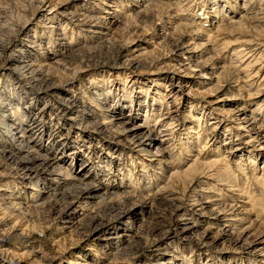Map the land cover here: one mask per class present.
Listing matches in <instances>:
<instances>
[{"label": "bare ground", "instance_id": "1", "mask_svg": "<svg viewBox=\"0 0 264 264\" xmlns=\"http://www.w3.org/2000/svg\"><path fill=\"white\" fill-rule=\"evenodd\" d=\"M7 1L0 0V15L7 13ZM30 1L31 15L27 14V9L30 8H27L26 5L20 8V14L24 16V20L17 19L18 21H15L12 27L8 26V30H5L8 34L7 37L0 34V158L5 160L9 166H4V169H9L8 171L0 170V264H14L16 260H24L34 252L37 261L33 260L31 264H49L59 260V264H61L68 249L67 245L58 243L55 247L50 246V248L45 249L43 248V235L48 232L50 227L55 228L56 232L62 233L65 231L63 229L71 228L76 222H81L85 218H90L93 223H90L92 228L89 231L92 232L89 236L93 238V241L99 240L98 242H102L103 245L101 251L100 249L93 251L102 252L106 255V259H111V263L113 259L118 257L120 260L121 258L125 260L124 257L128 254V245L133 244L134 239L138 236V232L134 230L133 226L128 227L131 222L130 219L138 215L136 206L133 205L134 207L132 206L127 212L119 213V215L104 221L97 220L95 223L94 220L99 214L93 215L89 211L101 202L102 204L105 203L106 198L110 195L116 194L111 188L109 189L112 178L113 180H117V178L124 180L127 173H116L117 177L115 174H106L105 168L107 166L102 165V168L91 164L90 157L87 159L85 149H83L85 146L90 149L93 147L95 152L98 147L102 149L105 147L108 150L107 157L110 155L111 158H114L113 163L115 164H117L120 156L126 155L133 162V169H128V173L138 169L137 173L141 178L142 176H149L152 177V180L153 178L160 181L165 178L168 180L161 182L163 184L160 183L164 190L160 197L176 205L177 223L175 224L180 226L178 227L180 230L170 232V235L165 236V240L169 241L167 242L168 245L170 242L176 241L178 236L183 240H192L202 235L203 243L207 242L210 237L214 244L223 246L229 244L230 249L227 248V251L233 253L231 254L233 257L238 255L242 264L245 260L249 264H264V229L260 224L257 225V221L254 222L255 219L251 221L247 219V213H250L251 208L249 209L250 203L244 197L240 205H232L228 209L230 212H226L222 211L225 209V205L223 209L219 207L221 202L217 199L218 197L209 194H201L199 198H182V200L176 196L178 193L176 186H181L183 189L185 188L184 192H189L198 183L207 185L212 181L209 179L211 177L212 179L217 177L218 181L224 184L229 175L225 171L227 177H224L222 165L224 161L228 160L230 154L236 159V166L241 164L240 161L245 158L247 162L256 164L261 153L256 154L247 144L258 143L264 150V117H260L264 113V32L263 34L257 33L261 28L264 29V8L260 7V9L251 11L255 9L254 5L257 0H244L239 11H236V7L239 5L238 0H225L226 5H221L220 10L217 11L219 13L214 14L217 18L222 17V24L216 26L215 33L204 30L201 25L205 23L204 19H202L203 22L199 23V17L201 14L207 13L209 2H217V0L171 1L176 8L174 10L175 8L169 5V11H171L167 14V19L168 23H171L168 27L171 28V31L169 33L162 31L160 38L166 36L172 38L176 35V38L173 37L175 40L174 50L183 59V62L187 63L180 64L181 70L169 69L170 66L168 69L166 67L167 73L161 78L152 80L151 88L148 90L146 89L149 85H143L137 80H134L130 87L125 75L120 78L119 84H116L111 77H100L102 74L90 78L87 74L80 75L88 70H85V66L82 69L74 66V63L78 62V55L81 56L82 54L80 59H86V57L90 59V57H95L102 48L104 50V47L107 46L105 45L106 42H110L109 45H111L112 37L108 36L102 44L100 43L101 46L99 45V47L101 48L99 49H92L96 48L94 45L82 47V51L83 49L86 51L83 53L79 52L81 47L72 50L74 36L78 35L81 29L67 15H71L73 18L84 16V19L81 18L84 21L83 24L92 26L94 19L92 20L91 16L88 20L91 19L92 21H85L88 16L86 12L90 8L84 7V5L88 6L90 0H85L84 5L79 3L80 0H71V3H75L77 8L73 5L74 9L71 8L68 13L67 10L62 11L64 5H62L61 0ZM153 1L155 0H100L99 2L105 13L102 18L112 21L113 24V22H121L119 16L127 7H132V9L126 12V18H134L138 15L146 17L147 13L151 11ZM133 2L137 5L132 4ZM92 4L101 9L98 4L93 2ZM198 4L204 11L200 15L199 12L194 15L193 9L197 10ZM229 4L232 5L231 10L240 12V16L231 17L228 12H225V16H223L224 12L221 11H228ZM79 7L86 11H78ZM133 8H138V10L134 12ZM178 10L180 12H177ZM79 18L75 20L79 21ZM35 19H38L39 24H34ZM68 19L72 23L69 21L67 23ZM224 21L227 22L224 23ZM94 24L98 26L96 21ZM234 28L238 29L236 34H240V37H236L235 40L220 42L223 34L234 36ZM100 32L98 34L103 36L110 35L107 32ZM57 34H63L64 37L69 36L70 44H67L68 42L56 43L53 37ZM202 35V43L196 42L195 40H200ZM188 36L191 39L186 40ZM64 37H59V39H64ZM84 38L89 41V35ZM130 42L129 44L125 42L121 47H118L119 52L127 48L128 51L135 54L131 59L135 64L144 66L153 64L154 57H150L151 52L146 47L138 49L133 47V49ZM117 46L119 45L117 44ZM54 47H58V49L55 50ZM63 49L70 53L64 54ZM77 50L78 53H76ZM175 52L173 51L174 54ZM204 54L210 55L200 60ZM230 54L231 61L227 63L226 57ZM86 61L89 60L86 59ZM209 61H212V64H208ZM235 61H240V63L236 65L234 64ZM72 66L74 67L72 68ZM232 67H236L235 70L232 71ZM193 70L198 71L196 74H199L201 80L192 81V83L203 86L208 81L213 86L204 92L194 89L191 83H188L189 80L186 76V74L193 73ZM135 84L141 85L136 86ZM162 86H166L167 89L163 90ZM138 89L139 91H137ZM216 90L217 93L220 90H235L230 96L231 99L233 98L232 100L243 99V92H247L251 97H256L257 100L253 99L254 105H252V101L240 102L237 100V105L231 109H221L220 113H225V116L222 114L210 116L208 113L211 111L207 113L208 107L205 106V103H211L208 96H212ZM119 92H122V97L119 96ZM133 93L141 94L145 98L141 99L142 97L138 96L140 101L138 111L141 109L146 111L145 119L140 121L137 117L139 112L125 113V107L129 105L130 101H132L133 110H136L134 109L135 102L132 100ZM120 98H122L121 101ZM187 103L190 107L187 115L191 118H188L182 111L183 106ZM196 103H199L200 110L202 109L198 114H196L199 110L195 108ZM166 105L168 106L167 110L163 108ZM155 113H158V117H154L157 116L154 115ZM211 114L213 115V113ZM153 118L156 120L154 121ZM209 119L211 120L209 121ZM89 125H94L95 130L89 131ZM4 127L9 129L8 133L3 132ZM242 130H246L248 134L244 135ZM225 131L227 132L223 133ZM73 132L75 137L69 135ZM92 134L96 136L92 137ZM100 134L112 137L113 141L108 143L110 139L101 137ZM44 139H48L47 142L43 143ZM203 140H205V144L203 143L201 146ZM213 143L226 146L228 148L225 151L226 154L224 155L220 151V147H217V150H213L214 153L210 152L209 156L203 158ZM152 144H154L155 150L151 149ZM124 148L130 149L125 155L123 154ZM133 151L137 152L138 156L132 155ZM218 151L219 154H215ZM143 152L145 154H142ZM177 153L179 156L180 153L185 156L183 160L189 161V165L183 167L184 169L175 164ZM141 155L148 157L144 158ZM66 158L70 160L69 163L64 164ZM118 164H120L119 161ZM167 167H170L171 170L169 174H164ZM240 167L243 169L242 166ZM119 170L123 169L120 168ZM230 172L233 174L232 171ZM233 175L230 174V176ZM205 177L206 179H204ZM231 178L229 177L230 182ZM256 178L258 181H262L264 187V176ZM147 187L142 189L146 190ZM205 189L203 186L201 190L207 191ZM229 190L230 192H238L236 189ZM243 191L246 190L243 189ZM125 192L130 193L128 190ZM126 194L122 193L121 195L125 196ZM239 194L240 192L236 195ZM185 200H189L188 205ZM62 201L63 204H61ZM25 206L27 209L30 207L43 211L48 209L47 211L53 214V217L47 219L49 222H47L46 227H37L36 223L32 221V224L30 221V223L22 224V227L18 228L19 220L22 218L20 215L23 214V211L20 210ZM257 209L256 212L258 213ZM132 210L133 212H131ZM16 211L19 212L16 213ZM12 215L14 217H11L13 218L11 222H7V217ZM247 221H250L248 225H246ZM206 222H210L208 223L210 225L201 233L200 226ZM253 222L254 225L256 223L255 227H259L255 229ZM65 224H70V226ZM116 230L120 232L118 233ZM215 230L217 233L213 234ZM53 235L55 233L48 232V240ZM162 242L158 241L147 249L152 254L160 249ZM112 243H115V248L111 246ZM173 254L155 260L154 263L151 261L144 263L185 264L184 257L186 256L184 254H180L183 256L182 258L178 255L175 257ZM88 259L86 255L79 253L73 254L67 261L68 264H90ZM136 261L140 262L139 259ZM232 261V259H228V262L224 264H230ZM18 264L20 263L18 262ZM140 264L143 263L140 262Z\"/></svg>", "mask_w": 264, "mask_h": 264}, {"label": "rangeland", "instance_id": "2", "mask_svg": "<svg viewBox=\"0 0 264 264\" xmlns=\"http://www.w3.org/2000/svg\"><path fill=\"white\" fill-rule=\"evenodd\" d=\"M61 1H62V5H64L62 11L67 10L66 12L68 13V11H70L71 8L74 9L73 5L75 6V3L74 4L71 3V0H61ZM99 1L98 0H90V4H88V6L84 5L85 0L82 2H81V0H80V2L78 1L80 4L84 5V7L90 8L88 10V12H86V14L88 16L86 17L87 19H85V21L86 20L89 21L91 19L92 20L94 19L93 22L95 23V21H96L98 26H95L94 23L91 24L92 26H90V24L89 25L83 24L84 21H82V20L84 19L83 18L84 16H80V18L78 16H75L73 18L71 15H67L68 18L71 17L70 18V19H72L71 21L78 24V26L81 29V31H79V34L74 36V44H73L74 46L72 47V50H74V49L76 50V48L78 49V47L80 49V47H81V50H79V52L81 51L80 53H83L85 50L83 49V51H82V47L85 48V47L94 46V45L96 48H92V49H99V48H101V47H99L100 43L102 44L106 37L111 36L113 38V39L111 38V40H110L111 45H109L110 42H106L105 45H107V46L104 47V50L102 48L101 51L97 52L95 57H90V59L86 57V59L89 60L88 62L86 61L85 58L80 59V57H82V54H81V56L80 55L77 56L78 62L74 63V66H77L78 69H80V68L82 69L85 66V70H88L84 73H81L80 75L87 74L88 78H90L94 75L100 76L102 74L100 77H103V78L104 77H111V79L115 80L116 84H119V82H120L119 80H121L120 78H122L123 75H125L128 78L127 83L130 85V87L132 86L131 84H133L134 80H137V82H141V84H143V85H145V84L149 85L146 89V90H148L149 88H151L150 86L152 85L151 84L152 80L161 78L162 76H164L167 73L166 67L168 69L170 66L169 69L172 68V69H176V70H179L181 68L180 64H183L185 61L183 62V59H181V57H179L178 54L174 50L175 40L173 37H175L176 35L173 36L171 34V36H173L172 38L170 36L169 37L166 36L168 38H166V37L160 38V36L162 35V31H164V33H169L171 31V28H168V27H170L171 23L170 22L168 23V19H167L168 15L167 14H169V12L171 11V10L169 11V5L172 7L175 6V4L172 5V2L175 0H155V1H153V4H152L153 6L151 5V9H150L151 11H149L151 13L148 12L149 14L147 13L146 17L138 15L137 17H134V18H126L125 17L126 12L128 10L132 9V7H127L124 10V12L121 13V15L119 16V20H121V22H117V23L113 22V24L111 23L112 21L105 20L102 18V16H105V13L103 12L104 11V10H102L103 6L101 5V3ZM108 1H111V0H108ZM238 1H239V5L236 7V11H239L240 10L239 7L244 3V0H238ZM92 2L98 4L99 7H101V9L98 8L96 5L94 6L92 4ZM7 3H8L7 13L5 12V13H2L0 15V17H1L0 18V34H1V36L6 35V37L8 34H7V32H5V30L6 31L8 30V26L12 27L13 24L15 23V21H18L20 18L22 21V19L24 17L22 14H20V8H22L26 5L27 8H30V9H27L28 10L27 14L31 15V13H32V11H31L32 7L30 5L31 1L29 2V0H27V1H25V0H8ZM226 3L227 2L225 0H217V2H213V1L209 2L207 13H205L204 15L201 14V13H203L204 10L202 9V7L199 4L198 5L200 7L197 6V10L193 9L194 15L198 12H199V15L201 14L199 17L200 18L199 23L202 21V19H204L203 21L205 23L201 24L203 26L202 28L204 30H210L212 33H215V31L217 30L216 26L218 24H222V22H221L222 17L219 16L217 18L215 16L216 12L218 10H220L221 5H226ZM132 4L137 5L134 2ZM154 4H156V5H154ZM195 4H197L196 1H195ZM104 6H107V5H104ZM231 7H232V5L229 4V7H227V9L229 8L228 11H221L222 13L224 12L223 16H225V12H228V14H230L231 17L233 16L236 18V16L237 17L240 16L239 15L240 12H234V10H231ZM254 7H255V9H253L251 11H254L256 9H260V7L264 8V0H257ZM213 8H215V9H213ZM81 9L82 8L79 7L78 11H82V12L86 11L85 9L84 10H81ZM137 10H138V8L137 9L133 8L134 12H136ZM174 10H176V8ZM212 10H213V12H212ZM177 12H180V10H178ZM211 13L213 16L211 15ZM217 13H219V12H217ZM194 15H193V17H195ZM207 15L209 17H206ZM89 17L91 19L88 20ZM204 17H206V18H204ZM77 18H79V21L75 20ZM81 18H83V19H81ZM38 19H35L34 24L38 23L37 22ZM63 21H64V19H63ZM68 21L70 22L69 19L66 22L69 23ZM229 21H231V19H229ZM226 22L227 21H224V23H226ZM70 23H72V22H70ZM80 23H81V25H80ZM248 25L250 26L249 23H248ZM260 30H258V32L257 31H255V32H257L259 34H263L264 29L261 28ZM248 31L251 32L250 30H248ZM59 32L61 33L62 31L60 30ZM99 32L100 33L107 32L110 35L103 36L101 34H98ZM236 32H238V29L234 28V34H233L234 36H226L225 34L221 35L222 38L220 37L221 38L220 42H222L224 40H235L236 37H240V34H238V33L236 34ZM4 33H6V34H4ZM203 33H205V32H203ZM86 35H89V41H86V39L84 38ZM59 37H64V35L63 34L54 35L53 38H55L56 43H63V42L67 43L68 42L67 44H70L71 39L69 38V36L64 37V39L63 38L59 39ZM202 37H203V35L201 36V38H199L200 40L196 39L195 41L202 43V41H203ZM263 37H264V35H263ZM189 39H191L190 36H188L186 38V40H189ZM113 40H114V42H113ZM128 41L129 42L131 41L130 44L132 43L131 48L134 47L135 49L136 48L138 49L141 47H146V49L151 52L150 57L151 56L154 57L153 64H151V65L148 64L145 66L140 65V64H138V65L135 64V62L131 61V59L133 58V56H135V54L133 52L131 53L130 51H128L127 48H125V50L124 49L120 50V52H121L120 53L118 47H121L122 44H125V42L127 44H129ZM117 44L119 46H117ZM263 44H264V41H263ZM102 46H104V45H102ZM108 46L115 48V49H111ZM59 48H60V46H59ZM54 49L57 50L58 47H54ZM173 51L175 52V54L173 53ZM63 52L66 55H68L70 53L66 49H63ZM211 52L213 53V51H211ZM76 53H78V50ZM117 54H118V56H117ZM207 55H210V54H204V56L200 60L205 59L207 57ZM86 56H87V54H86ZM63 57H64V55H63ZM226 60H227L226 61L227 63H229L231 61V54H230V56L226 57ZM249 60H251V59H249ZM95 61H97V62H95ZM185 63H187V62H185ZM238 63H240V61L234 62V64H236V65ZM208 64H212V61H209ZM74 66H72V68ZM175 66H177L178 68ZM232 68H233L232 69V71H233V70H235L236 67L235 68L232 67ZM248 71H251V70H248ZM196 73H198V71L193 70V73L186 74L187 79L189 80L188 83L189 84L191 83V85L193 86L194 89H197L199 91L204 92V91H207L209 87L213 86L212 84H209L208 81H206V83L204 84L205 86L204 85L200 86L201 84L199 85L197 83H195V84L192 83V81L194 82V81L201 80V78H199V76H198L199 74H196ZM240 75H243V74H240ZM163 82H166V81H163ZM212 82H214V81H212ZM141 84H138V85L135 84V85L139 86ZM214 84H215V82H214ZM162 89L166 90L167 87L162 86ZM137 91H139V89ZM233 92H235V90L234 91L233 90H231V91L230 90L229 91L220 90V92L217 93V90H216L215 92L212 93V96L209 95L208 98L211 99V103H205V106L208 107L207 113L209 111H211V113H213V115L210 112L208 113V115L210 114V116H219V114H222V113H220L221 109H225V110L231 109L233 106L237 105V103H236L237 100L240 102L247 101V100L252 101L253 102L252 105H254V103H255L253 101V99L255 101L257 100L256 97L249 96L247 94V92H243V94H242V96L244 97L243 99L232 100L233 98L231 99L230 96L233 94ZM121 93L122 92H119V94H120L119 96L122 97L123 94H121ZM23 94L26 95L24 92H23ZM138 96H141L142 97L141 99H145V98H143V95H141V94L138 95V93L137 94L133 93V98L132 97L131 98L135 102V108L134 109H136V110H133L132 101H130L129 105L125 107V113L134 114L135 112H139V114H138L139 116H137V117H139L138 121H140V120L145 119L146 111L144 109H141L140 111H138V109H139L138 104L140 103V101L138 100V98H139ZM121 100H122V98H120V101ZM123 100H124V98H123ZM234 103H236V104H234ZM168 104H169V102H168ZM167 105L163 106V108H165V110H167L166 108H168ZM188 105H189L188 103L185 104L182 108V111H184L183 114H185L188 118H191L187 115V114H189V111H190V107H188ZM201 105H204V104H201ZM156 106H158V105H156ZM195 108L199 109L196 112V114H198L202 110V109L200 110V104L199 103H196ZM158 110H159V108L157 109V111ZM262 114H261L262 116H260L261 118L264 117V113H262ZM154 115H157V116H154ZM154 115H153L154 117H158V113H155ZM223 115L225 116L226 114L223 113L222 116ZM153 119H154V121L156 120V118H153ZM210 120L211 119H209V121ZM5 128L6 127H4L2 129L3 132L8 133L9 129L8 128L5 129ZM44 130H47V129L44 128ZM88 130L94 131L95 126L89 125ZM242 131H243L244 135L248 134L246 130H242ZM226 132L227 131H225L223 133H226ZM69 135L71 137H75L74 132L70 133ZM100 135H101V137H108L104 134L103 135L100 134ZM93 136H96V135L92 134V137ZM107 139H110V140H108V143H110V141H113L112 137H108ZM47 140L48 139H44L43 143L47 142ZM73 140L75 141L76 139L74 138ZM203 143L205 144V140H203L201 146L203 145ZM86 144H87V142H86ZM108 145H110V144H108ZM214 145L215 146L217 145V146L215 147ZM247 146H249V148L253 152H256V154L261 153L260 157H258L256 160L257 163L256 164L254 163L255 166L252 163L247 162L245 160L246 158L243 161H240L241 164L236 166V159L234 158V156L232 154H230V156L232 155L231 158H230V156H228V158H227L228 160L226 162L225 161L223 162L222 172H224L223 173V175H225L224 177H227V175H226L227 173H228L230 178L234 176L233 178H231V182H230L229 177H227L225 182L222 181V182H224V184H222L221 181H218L217 177L213 178L216 180H213L211 177L209 179L212 181H210L207 185L204 183H202V184L198 183L195 187L196 189L194 188L189 192L188 191L184 192L185 188L183 189V187H181V186H179V187L176 186V189L179 193V194L176 193V196L178 197V199L179 200H182V198L192 199L194 197L199 198V197H201L200 196L201 194L202 195L209 194V195H212L216 198L218 197L217 199L219 200V202H221L219 207H221L223 209V206L225 205L224 208L226 210L224 209L222 211L230 212V210L228 211V209L231 208L230 206L236 205V204L240 205L241 200L244 197V199L250 203L249 205L247 204L249 209L251 208L250 209L251 211H249L250 213L249 214L247 213V217H248L247 219L250 221L255 219L254 222L257 221L256 222L257 225L260 224V226L264 229V204H263L264 203V187L262 186V181H258L256 178V177H260L262 175L264 176V172H263L264 171V150L261 149V145H259L258 143H254V145H253V143H249V144H247ZM153 147H154V144L151 145V149L155 150ZM217 147H220V151L223 152L224 155L226 154L225 151L228 149L226 146H224V145L220 146L219 144L213 143L210 145V148L208 149L209 151L208 150L206 151L203 158H206V156H209L210 152L214 153L213 150H217ZM83 149H85L84 151H85V154L87 155V159L90 157L89 159H90L91 164L101 166L102 168H103V166H107V168H105L106 174H108V175H114L115 174V177H117L116 173H119V174L124 173V172L127 173V175L125 176L126 178L124 180H121L119 178H117V180H115V179L113 180V178H112V182H111L112 184H110L109 189L111 188L114 191L113 193H116V194L110 195L109 197H107L106 198L107 201H105V203L102 204V202H101V204H99L100 206L98 205L93 209L95 211H93V210L89 211L93 215L99 214L96 217V220H94V223L97 220L104 221V220L110 219L113 216L119 215V213L127 212L134 205V206H136V209H138L137 210L138 215H136V217L130 219L131 222L128 224L129 225L128 227L133 226L134 230H136L138 232V236L134 239L133 244L128 245L129 246L128 247V254H126V256L124 255L125 256L124 259L126 261L123 260L122 258L120 260L119 259L120 257H118L117 259L116 258L115 259L119 260V261H116L115 259H113V261L111 263V259H106L105 254H103L102 252H99V251H93L95 249H100V251H101V249L103 248L102 247L103 245H102V242H98L99 240L93 241V238L91 236H89L92 232V231H89L92 228V225L90 224V223H92V221L90 220V218H85V220H82L81 222H78V223L76 222V224H74L71 228L69 227V228L63 229L65 231H63L62 233L56 232L55 228H53V227H50V229H49V227H47L49 229L48 232H53V233H55V235H53L50 238V240H48V238H49L47 236L48 232H46V234L43 235L44 236L43 237V240H44L43 248L47 249V248H50V246L55 247L56 245H58V243H61V245H65V246L67 245L68 249H67V252L63 258V261H61V264H68L69 258L72 257L73 254L77 255L79 253L81 255H83V254L86 255V258L87 259L89 258L88 262H90V264H113V263L115 264V262H117L116 264H123V263L124 264H140V262L145 264L144 262H146V261L147 262L151 261L154 263L155 260H160V258L167 257L168 255L173 254V253H174L173 255H175V257L178 255L180 258L183 257L180 254L181 253L184 254L186 256V257H184V261H186L185 264H224V263L228 262V259L233 260L232 263L230 262V264H242V260L241 261L239 260L238 255H234V257H233L231 255L233 253H231L230 251H227V248L230 249L229 244H227L228 246L226 244H225V246L214 244L212 242V240L210 239V237L207 240L208 243L207 242L203 243L202 239H201L202 235H200L199 238H193L192 240H185V239L183 240L180 236H178V238H176L177 239L176 241H172L168 245L167 242H169V241L165 240V236L170 235L169 234L170 232L172 233L173 231L180 230L178 228L180 226L178 224H175V223H177L176 222L177 216L175 213L176 205L174 203H172L168 200L162 199L160 197L161 194L164 193V190H163V188H161L160 183L161 182H167L168 180L166 178L162 179V181L156 180L155 178H153V180H152V177H149V176L148 177L142 176V178H141L139 173H137L138 169L131 171V172L129 171V173H128V169H130V168L133 169V162L131 161V159H128L127 156L125 155L127 150H130V149L124 148L125 152L123 154L125 156L124 157L120 156L119 157L120 159H118L120 164H118V161H117V164L113 163L114 158H111L110 155H109V157H107L108 150H106L105 147L103 149L98 147L96 152H95L93 147H92V149H90L89 147L85 146V147H83ZM149 149H150V147H149ZM142 154H145V152H143ZM215 154H219V151ZM132 155L138 156L137 152H134V151H133ZM141 156H144V158L148 157L147 155H141ZM175 157H176L175 158V164L178 166H181L182 169H184L186 167V165L187 166L189 165L188 164L189 161L183 160L185 156L182 155L181 153H180V156H179V153H177ZM222 158H223V156H222ZM135 159H136V157H135ZM2 160L3 159L0 158V162H1L0 163V170L1 171H8L9 169H4L6 166H8V164H6L7 162H5V160H3V163L5 162L3 164ZM69 160L70 159L66 158V160L64 161V164L69 163ZM111 160H112V162H111ZM180 160H181V162H180ZM240 166H242L243 169ZM246 166H248V167H246ZM253 166H254V168H253ZM119 167L123 170H119L120 169ZM257 169H258V171H257ZM170 170H171V168L167 167L164 174H169ZM228 170H229V172H227ZM246 170H247V172H245ZM225 171H226V174H225ZM230 171H232V172L234 171L233 174L235 173V175H233ZM246 173L248 174V176ZM230 174L233 176H230ZM242 174H244V175H242ZM252 174L254 175V177ZM238 176H239V178H238ZM241 177L243 180L241 179ZM204 179H206V177ZM253 179H255L256 181ZM243 181L245 182V184H243L244 183ZM249 181H250V183H249ZM246 182L248 185L246 184ZM161 184H163V183H161ZM215 184H216V186H215ZM230 184H232V185L230 186ZM244 185H246V186H244ZM146 186H148V187L146 190H144L145 189L144 187H146ZM203 186H205V188H206L205 190H207V191L201 190ZM142 188H144V189H142ZM228 188L234 189V190L236 189V190H238V192H240V194L236 195L238 193L237 191H231L230 192V190ZM238 188H240V189H238ZM216 189H218V190H216ZM243 189L246 190L247 192L243 191ZM126 190L130 191V193L125 192ZM180 191H181V193H180ZM227 191H229V192H227ZM156 192H158L160 194H158ZM245 192H246V194H245ZM122 193H124V194L127 193V194L124 196V195H121ZM184 193L186 194V197H185ZM182 195H183V197H182ZM146 196H147V198H146ZM247 196H249V197H247ZM256 200H258V201H256ZM188 201L185 200L186 204L188 203ZM61 204H63V201ZM61 204H59V205L62 206ZM176 204H177V202H176ZM253 207H254V209H253ZM96 208H99V209L97 210ZM256 209L258 210L259 214L256 212ZM47 210L48 209L43 211L41 209H33L31 207H30V209L29 208L27 209L26 206L24 208L22 207V209L20 211H23V214L20 216H22L23 219L20 218V220H19L20 225L18 226V228H21L22 224L30 223V221L31 222L33 221L34 223H36L37 227H43V226L46 227L47 222H49V221H47V219H49V218L51 219V217H53L52 216L53 214L49 213V211H47ZM24 211H28V212H24ZM18 212L19 211H16V213H18ZM131 212H133V210ZM256 214H258V215H256ZM256 216H257V219H256ZM11 217H14V216L13 215L8 216L6 221L10 223L11 220L13 219ZM36 219H37V221H36ZM27 220H29V222H27ZM250 221H247L246 225H248ZM33 222H32V224H33ZM254 222H253V226L255 227L256 223L254 225ZM208 223H210V222L202 223V225L200 226L201 233H202V231L206 230L205 228L208 225H210ZM65 225L70 226V224H65ZM76 225L78 226V228ZM258 227L259 226L255 227V229ZM217 230L213 231L214 233L213 232L212 233L213 234L217 233ZM88 232H89V234H88ZM116 232L119 233L120 231L116 230ZM54 241L57 243H55ZM158 241L159 242L163 241L162 244L160 245V249L157 251H154V253L151 254L147 248L152 244L154 245ZM198 241H200V242H198ZM111 246L114 247L115 243H112ZM109 249H111V248H109ZM34 253H31V255L24 260H18V261L16 260L14 262V264H18V262L20 264H31L33 262V260L37 261ZM236 254H240V253H236ZM136 259H139L140 262L136 261ZM38 260H39V258H38ZM237 260H239V261L236 262ZM59 262H60V260L56 261L55 263H49V264H59ZM247 262L248 261L245 260L243 262V264H249ZM250 264H252V263H250Z\"/></svg>", "mask_w": 264, "mask_h": 264}]
</instances>
